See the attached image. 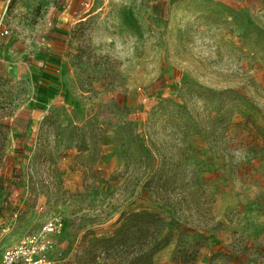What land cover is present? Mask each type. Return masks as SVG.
Listing matches in <instances>:
<instances>
[{
  "label": "rangeland",
  "instance_id": "1",
  "mask_svg": "<svg viewBox=\"0 0 264 264\" xmlns=\"http://www.w3.org/2000/svg\"><path fill=\"white\" fill-rule=\"evenodd\" d=\"M42 1L0 0V254L53 219L49 264H264V0ZM141 210L154 256L103 242Z\"/></svg>",
  "mask_w": 264,
  "mask_h": 264
},
{
  "label": "trees",
  "instance_id": "2",
  "mask_svg": "<svg viewBox=\"0 0 264 264\" xmlns=\"http://www.w3.org/2000/svg\"><path fill=\"white\" fill-rule=\"evenodd\" d=\"M163 80V79H162ZM163 82V81H162ZM164 84V83H163ZM165 86V84L163 85ZM20 159V164L23 165L28 160V155H26V147L23 145V148L21 151H18L17 154L14 157H8L7 159L13 160V162H16L18 158ZM12 185L13 190H22L25 186V181L23 177V170L22 167L17 168L14 166L12 168ZM12 190H10L4 199V204L2 205V208L5 206V204L8 202L9 198L12 195ZM123 220L121 221L120 227L116 230L115 234L112 237H109L107 239H103V242L106 244H117L122 245L123 242L121 241V238H123L124 234L128 232L130 229L134 230L136 233L141 235L142 233L147 234L151 239H153V248H152V254L150 256H154L155 253L162 247H164V244L166 243L167 238L159 239V235L161 232V227L163 225V217L159 213L150 212L147 210H141L139 212L130 213L128 215L122 216ZM186 233H193L196 231L197 227H189V226H182L181 228ZM180 229V230H181ZM128 230V231H127ZM138 236V241L141 239ZM125 240V239H124ZM144 245V243L140 242L138 244V248H141ZM127 247V246H126ZM146 253L143 252L140 256L136 257L134 264H144L145 260L147 259ZM149 256V257H150ZM189 264V263H184Z\"/></svg>",
  "mask_w": 264,
  "mask_h": 264
},
{
  "label": "built area",
  "instance_id": "3",
  "mask_svg": "<svg viewBox=\"0 0 264 264\" xmlns=\"http://www.w3.org/2000/svg\"><path fill=\"white\" fill-rule=\"evenodd\" d=\"M9 33L5 19L0 17V39L6 38ZM61 227L59 221L47 220L42 229V239L32 238L20 247L4 249L0 254V264H49L46 253L51 248L50 239Z\"/></svg>",
  "mask_w": 264,
  "mask_h": 264
},
{
  "label": "crops",
  "instance_id": "4",
  "mask_svg": "<svg viewBox=\"0 0 264 264\" xmlns=\"http://www.w3.org/2000/svg\"><path fill=\"white\" fill-rule=\"evenodd\" d=\"M48 1L49 0H43L42 2L43 3L44 2L45 3H48ZM40 2H41V0H40ZM79 2H80V0H72L71 1L70 7H69L70 13H73L74 11H76V9L79 6ZM62 11H63V9L57 8L56 11H55V13L53 14V17H52V23L58 29V30H54V31L56 33H58V34H61L62 32H64L65 25L67 24V22L69 20L68 19V15H66V13L65 12H62ZM48 25H50V23ZM51 28L53 30L54 26H52Z\"/></svg>",
  "mask_w": 264,
  "mask_h": 264
}]
</instances>
